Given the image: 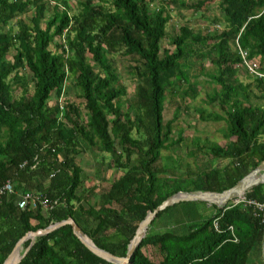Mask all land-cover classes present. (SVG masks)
Masks as SVG:
<instances>
[{"label": "trees", "instance_id": "obj_1", "mask_svg": "<svg viewBox=\"0 0 264 264\" xmlns=\"http://www.w3.org/2000/svg\"><path fill=\"white\" fill-rule=\"evenodd\" d=\"M215 2L78 0L72 13L65 0H0V187L14 186L0 201V264L27 233L70 217L99 248L127 256L148 211L182 191L171 188V178L160 179L163 170L157 166L163 150L183 142L173 135L182 108H189L187 99L198 96V82H190L193 63L200 75L208 61L213 72L205 74L220 86L209 96L220 112L200 111V117L226 123L227 143L211 145L207 153L230 163L201 174L197 179L203 183L195 192L221 193L264 163V0H217L222 20L212 21L215 31L179 26L173 49H162L171 6L203 13ZM152 4L157 7L151 9ZM119 53L134 62L129 72L138 80L130 99L113 61ZM257 59L262 76L245 66V60ZM241 68L251 83L240 79ZM68 81L77 102L62 100L70 94ZM169 97L178 102L165 122ZM253 97L263 103L254 105ZM89 150L108 153L123 171L101 193L84 186L80 155ZM26 191L47 198L51 208L20 209ZM245 198L223 210L214 207L211 218L187 233H177L182 227L177 224L176 232L152 234L155 221L178 204L167 208L128 264H247L252 253L264 264V213L247 204H264V184ZM215 218L222 233L214 229ZM150 247L158 259L145 253ZM20 264L111 263L93 254L66 225L38 237Z\"/></svg>", "mask_w": 264, "mask_h": 264}, {"label": "rangeland", "instance_id": "obj_2", "mask_svg": "<svg viewBox=\"0 0 264 264\" xmlns=\"http://www.w3.org/2000/svg\"><path fill=\"white\" fill-rule=\"evenodd\" d=\"M65 1L72 7L71 12L76 13L78 10V0ZM190 1L195 2V0ZM53 2L56 3V1H52V5L55 4ZM216 2L203 13H197L181 6H171V21L166 27L168 35L162 42V49H173L171 46V39L179 26L187 24L196 32H205L206 30L215 31L218 25L214 24L212 21L216 18L222 20V14ZM156 7V4H152L151 9ZM49 12L51 13L52 11ZM33 14L34 10L32 9L25 16L29 17ZM220 26L221 29L224 28V24H220ZM192 60L193 58L189 61ZM113 61L121 77L120 83L127 89L128 94L126 99H130L134 94V84L138 80L129 72V68L134 62L130 57L122 53L115 54L113 56ZM259 63L260 61L257 59L253 61L252 65L258 67ZM204 65L206 67L205 73L213 72V66L208 61L204 62ZM190 67L192 68L190 71V82H198V84L195 85L198 96L196 99H187L186 105L189 107L188 110L182 108L179 119L175 121L173 136L177 140L179 137H182L183 142H181L180 145L163 150L157 166L160 171L163 170V172L161 171V173H159L160 179L171 178V188L182 190L180 192H195L198 183H203L197 179L201 174L215 168H219L222 171L230 164L229 160H215L211 154L207 153L209 152L207 147L214 144L224 146L227 143L225 137L226 123L224 121L217 122L214 120H205L200 117V111H205L207 114L220 112L217 105L209 103V96L213 95L215 90H219L220 86L212 83L205 73L199 75L197 65L194 63L191 64ZM247 75L244 68H241L239 72L240 79L244 83H251L253 78L250 79ZM71 86V81H68L66 88L68 90L70 89V94L68 96L65 95L66 97L62 98V100L66 98L70 101L77 102V100H75V92L72 90L73 88ZM185 88H187V85ZM173 100L172 97H169L165 103V122L173 118L176 109L174 103L178 102L177 99ZM252 103L254 105H260L263 101L253 97ZM196 142H198V144ZM198 146H203L201 147L202 151L197 150ZM192 151L194 152L193 156L189 155ZM80 156L82 160L81 166H83L85 174L87 175L84 184L86 188L96 186L98 187L97 192L101 193L103 190L107 189L115 179L123 175V171L117 168L112 161L111 155L108 153L89 150L88 152L82 153ZM108 164L112 165L108 166ZM99 168L102 170L101 172L98 171ZM85 206L87 207V204H85ZM208 206L207 203L201 201L178 204L177 208L168 210L155 221L154 225L151 227V233L162 234L167 231L176 232L174 230L177 224H182L181 228L177 227L180 228L177 230V233H187L191 226L197 228L212 217L214 209ZM145 253L153 259H158L157 251L154 248L150 247L145 250ZM247 264L260 263H258L256 255L252 253L249 256Z\"/></svg>", "mask_w": 264, "mask_h": 264}, {"label": "water", "instance_id": "obj_3", "mask_svg": "<svg viewBox=\"0 0 264 264\" xmlns=\"http://www.w3.org/2000/svg\"><path fill=\"white\" fill-rule=\"evenodd\" d=\"M261 184H264V163L247 174L245 177H243L239 182H237L234 187L221 193L211 191L176 193L175 195L166 199L156 209L148 211L145 219L139 224L137 228L136 234L129 245L126 257H118L108 251L99 248L91 239V237H89L83 231L79 224L72 217H70L64 221L54 223L45 229H39L37 231L27 233L22 239L17 242L14 249L6 258L3 264H20L26 257L34 244V241L38 237L47 236L66 225H70L72 227V230L77 238L96 256L106 260L111 264H128L144 238L147 236L152 222L156 219L160 212L165 211L167 208L173 207L176 204L196 201L205 202L208 205H212L217 207L218 209L223 210L226 209L230 203L244 199L245 194L251 188ZM27 241H30L31 243L27 249L22 251V247ZM262 255L264 259V236L262 244Z\"/></svg>", "mask_w": 264, "mask_h": 264}, {"label": "built area", "instance_id": "obj_4", "mask_svg": "<svg viewBox=\"0 0 264 264\" xmlns=\"http://www.w3.org/2000/svg\"><path fill=\"white\" fill-rule=\"evenodd\" d=\"M243 58H245V54L242 53ZM252 62H247L245 60V66L253 73L258 74L256 71V67H254L252 65ZM261 75V74H258ZM262 76V75H261ZM6 192H14V186L11 182H7L5 185L0 187V201L2 199V197L4 196V194ZM246 202V198L241 199L239 201L233 202L234 205L236 204H240V203H244ZM248 205H254L256 207V209L260 212V213H264V204H259L253 201H249L247 202ZM18 206L20 209H27V208H37L38 206H41L44 210H49L51 208V203L50 201L41 196L40 194H35L31 191H26L25 193L22 194L21 200L18 202ZM213 225H214V229L216 230V232L218 233H222L221 227H220V223H219V218H215L213 221ZM232 234H233V240L237 241V237L234 234V229L233 227H230L229 229Z\"/></svg>", "mask_w": 264, "mask_h": 264}, {"label": "crops", "instance_id": "obj_5", "mask_svg": "<svg viewBox=\"0 0 264 264\" xmlns=\"http://www.w3.org/2000/svg\"><path fill=\"white\" fill-rule=\"evenodd\" d=\"M40 181H43V180L40 179ZM208 207L214 209L215 206L209 205ZM214 214H215V209H214V213H213V215H214ZM256 258H257L258 263H260V264L263 263V261L261 260V258H260L259 256L257 257V255H256Z\"/></svg>", "mask_w": 264, "mask_h": 264}]
</instances>
